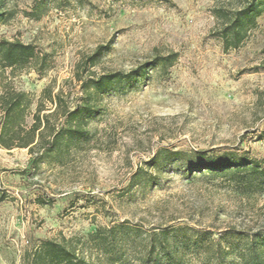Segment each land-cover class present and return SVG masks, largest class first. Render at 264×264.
Instances as JSON below:
<instances>
[{
  "label": "rangeland",
  "instance_id": "1",
  "mask_svg": "<svg viewBox=\"0 0 264 264\" xmlns=\"http://www.w3.org/2000/svg\"><path fill=\"white\" fill-rule=\"evenodd\" d=\"M249 1L0 0V40L39 54L0 71V97L30 100L26 130L41 100L42 114L57 108L46 88L74 109L92 79L161 63L95 95L86 135L38 166L28 148L0 145V264H32L44 240L92 264H164L165 254L171 264H243L244 251L248 264H264V193L240 194L230 175L192 172L189 159L151 164L171 149L264 166V11L228 50L217 14ZM61 111L51 124L61 125ZM225 231L240 236L213 242Z\"/></svg>",
  "mask_w": 264,
  "mask_h": 264
},
{
  "label": "trees",
  "instance_id": "2",
  "mask_svg": "<svg viewBox=\"0 0 264 264\" xmlns=\"http://www.w3.org/2000/svg\"><path fill=\"white\" fill-rule=\"evenodd\" d=\"M263 11L264 0H250L242 8L232 12L218 10V16L226 20L221 30L224 48L226 50L238 48L247 38L249 29L256 23L257 17ZM100 50L101 47L94 55L89 57L92 65H95L100 57ZM38 59L39 54L33 44L24 43L20 40H0V71L6 68H25ZM159 64L161 63H146L143 67L129 74L115 72L92 79L86 89V92H89L86 104L77 106L74 109L63 108L62 104L58 102L60 101V96H53L50 90L46 88L43 91L42 98L46 97V99L55 103L57 108L49 114H42L46 106L41 100L34 113V123L28 130L23 126L26 112L30 105L26 92L18 91L3 94L0 97V107L3 116L0 145L6 149L28 148L32 163L38 166L56 148L62 145L69 147L72 142L82 139L86 135L85 126L93 115L95 102L92 99L95 95L108 92L116 84L132 82L143 74V69L155 67ZM91 90L92 92H90ZM60 111L64 121L60 126L51 124L50 117L58 115ZM15 139L22 140L17 143ZM158 154L151 160L152 165H157L159 156L169 160L170 163L189 159V167L192 172L204 171L216 175L220 173L230 175L231 179L238 183L240 194L247 196L249 194L262 195L264 193V166L259 161L249 159L244 155L232 152L219 156L215 152H185L171 149H163ZM98 234L99 231L95 235ZM163 234L168 235L169 232ZM238 236L240 234L225 231L213 242L229 241ZM226 251H228L227 248ZM246 254L245 251L241 253L243 264H248ZM165 255L164 264H171L170 255ZM29 257H32V264H92L79 257L77 252L67 245L53 240L42 241L29 254Z\"/></svg>",
  "mask_w": 264,
  "mask_h": 264
}]
</instances>
